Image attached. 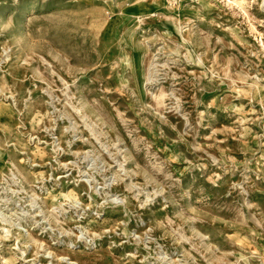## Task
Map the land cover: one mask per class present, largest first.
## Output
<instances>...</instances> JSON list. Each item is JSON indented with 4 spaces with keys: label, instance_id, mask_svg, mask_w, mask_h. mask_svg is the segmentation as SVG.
I'll return each instance as SVG.
<instances>
[{
    "label": "rangeland",
    "instance_id": "1",
    "mask_svg": "<svg viewBox=\"0 0 264 264\" xmlns=\"http://www.w3.org/2000/svg\"><path fill=\"white\" fill-rule=\"evenodd\" d=\"M0 264H264V0H0Z\"/></svg>",
    "mask_w": 264,
    "mask_h": 264
}]
</instances>
